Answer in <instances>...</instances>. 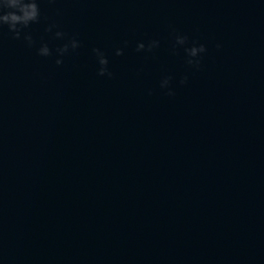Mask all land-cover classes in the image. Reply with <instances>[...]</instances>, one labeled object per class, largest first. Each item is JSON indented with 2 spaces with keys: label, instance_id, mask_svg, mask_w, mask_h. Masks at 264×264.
<instances>
[{
  "label": "water",
  "instance_id": "1",
  "mask_svg": "<svg viewBox=\"0 0 264 264\" xmlns=\"http://www.w3.org/2000/svg\"><path fill=\"white\" fill-rule=\"evenodd\" d=\"M39 4L0 28V264H264V0Z\"/></svg>",
  "mask_w": 264,
  "mask_h": 264
},
{
  "label": "clouds",
  "instance_id": "2",
  "mask_svg": "<svg viewBox=\"0 0 264 264\" xmlns=\"http://www.w3.org/2000/svg\"><path fill=\"white\" fill-rule=\"evenodd\" d=\"M41 18V9L39 0H0V28L4 25L8 26V29L16 38H21L29 43V45L35 43L33 35L31 32L25 31L33 22H38ZM59 29V24L53 22L48 25L47 31L52 32L53 29ZM175 35V44L173 48L178 46H185L184 51L187 54L185 57L186 63L194 68H199L201 66L203 55L207 53L208 47L204 43L193 42L191 46H186L188 43V36L185 34H180L173 30ZM55 37L60 39H66L67 34L63 30H57L55 32ZM125 43H127L125 41ZM160 45V41L153 39L147 45L141 41L137 45V51L144 50L147 48L149 51L157 48ZM81 46V41L75 37H72L63 44L62 47L57 48L59 56L56 59V64L62 65L64 63L65 54L69 53L71 50L78 49ZM217 48H221L222 44L217 43ZM98 63H99V75L112 76L113 73L109 68V59L105 52L97 47L94 48ZM38 53L41 56H51L53 54L52 48L47 42H44L39 48ZM124 48L119 47L116 49V55H123ZM173 77L165 76L160 81L161 88L167 89L168 95H175V89L171 87ZM188 80V76L185 75L181 78L180 83L185 84Z\"/></svg>",
  "mask_w": 264,
  "mask_h": 264
}]
</instances>
